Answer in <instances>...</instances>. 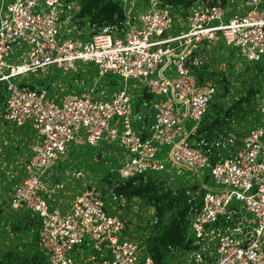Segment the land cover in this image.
<instances>
[{
    "label": "built area",
    "instance_id": "obj_1",
    "mask_svg": "<svg viewBox=\"0 0 264 264\" xmlns=\"http://www.w3.org/2000/svg\"><path fill=\"white\" fill-rule=\"evenodd\" d=\"M116 1L123 12L119 23L94 29L75 17V0H0V132L10 148L20 142L13 159L0 161L6 215L0 222L8 219L1 227L36 214L34 245L45 264H152L136 228L155 222L152 209L125 206L112 191L102 197L100 178L105 172L118 180L166 176V184L175 179L167 173L169 162L203 168L215 185L203 188L188 209L192 248L172 264L264 263V80L254 94L253 122L240 131L231 128L239 123L232 118L230 128L209 140L193 136L223 93L197 70L206 57L201 42L219 34L226 54L231 48L244 65L262 63L264 0H240L236 9L218 0L185 6ZM50 66L78 74L88 88L55 100L43 79L15 80ZM107 73L121 79L109 93L101 80ZM130 77L142 83L140 110L132 111ZM100 140L106 145L85 153L94 164L55 179L62 171L55 160L65 156L69 142L96 146ZM51 175L56 181L49 184ZM71 176L84 178V185L67 200L63 181L72 184Z\"/></svg>",
    "mask_w": 264,
    "mask_h": 264
},
{
    "label": "trees",
    "instance_id": "obj_2",
    "mask_svg": "<svg viewBox=\"0 0 264 264\" xmlns=\"http://www.w3.org/2000/svg\"><path fill=\"white\" fill-rule=\"evenodd\" d=\"M170 1L185 6L193 0ZM75 2L79 6L75 13L77 20L84 17L94 29L117 24L123 17L121 6L116 0H75ZM219 3L223 5L226 0H219ZM248 66H251L252 74L260 72V64L252 63ZM36 83L43 85L44 82L37 80ZM260 84L261 82L256 85L250 82L248 88L235 99L230 100L226 106L218 105L214 111L210 108L202 117L193 135L194 138L209 140L230 128L232 118L243 120L248 115L250 97L254 96ZM253 103L255 105V101ZM217 104L218 102L213 103V105ZM16 146L19 147L20 142H17ZM167 179L166 176L159 179L157 176L134 175L118 180L108 172L103 173L100 178L103 182L102 197H108V192L112 191L125 199V206L135 203L139 210L143 207L152 209L151 216H155V222L146 221L142 226L136 224V228H141L138 235L143 236L142 243L152 264H172L179 252L192 248L190 240L186 239L187 215L188 209L197 205L199 199L190 197V193H194L191 191L193 186L171 188L169 183L163 184ZM34 225H37V215L34 213H25L18 221L8 223L9 230L16 235L26 233L29 228L34 230ZM0 264H45V261L37 250L33 253L29 251L21 253L18 249L6 247L0 252Z\"/></svg>",
    "mask_w": 264,
    "mask_h": 264
},
{
    "label": "rangeland",
    "instance_id": "obj_3",
    "mask_svg": "<svg viewBox=\"0 0 264 264\" xmlns=\"http://www.w3.org/2000/svg\"><path fill=\"white\" fill-rule=\"evenodd\" d=\"M7 1V0H4ZM209 1V0H208ZM219 1V0H218ZM240 0H233V2L227 1V5H229V8L236 9L238 8L237 4ZM227 7V8H228ZM228 8V9H229ZM200 46L202 47L204 54H205V60L204 62L197 67V70L199 71H206L207 77L211 78V81L217 87L219 90H223V93L218 94L216 97V102H218L217 105H212V111L217 108L218 105L226 106L230 100L235 99L237 96L243 93L244 90H246L249 86V83H253L254 85L258 84L259 82H262L264 80V58L262 60V63H260V66L262 64V67L259 66L260 72H255L252 74L253 70L251 66L244 65V62L241 60V58L237 55L234 49L228 48L227 51L229 53L226 54V50L223 48L221 44V38L219 37V34L216 35V37L211 38L209 40H204L201 42ZM18 53V50L16 51ZM236 61V62H235ZM241 62L242 64H239ZM87 65V64H84ZM79 66H77L78 68ZM91 68L90 71H88L89 76H93L94 70H95V64L91 63L89 65ZM83 68V67H82ZM81 68V69H82ZM37 78L43 79L45 82L48 83L47 89L50 94H53L55 96V100H58V97L65 92H76L77 90L83 91L88 88L87 84L80 82V76L78 74L73 75L70 71H64L59 68H53L49 67L48 70L41 72H26L24 74L16 76L17 82H34ZM102 81L108 82L107 84V93L113 89V87L119 85L121 83V79L117 78V76L107 73L102 76ZM126 89L128 92V95L130 97V101L132 104V111L139 109L137 107V101L139 100L138 93H140L142 89V83L137 78H128L125 82ZM220 87V88H219ZM223 94V95H222ZM254 97V96H253ZM253 97H250L249 103L250 105L247 108L248 115L242 120H239V123H235L234 125H231V128L235 130H240L245 127V125H248L251 121L253 122L256 117L255 112V105L253 103L254 99ZM221 98V99H220ZM214 99L211 100V102ZM191 124V121L189 119L185 120V126L188 127ZM5 126H8L9 124H4ZM15 131V129H12ZM5 133L0 132V161L2 159H13V156L10 151L12 150H18L17 146H14L13 149H9V141L4 138ZM16 143V142H15ZM14 143V144H15ZM106 145L103 140H100L96 146H88V145H81L69 142L67 150L65 152V156L63 158H57L55 160L56 164H60L62 166V171L59 175L55 176V179L62 177L64 178L67 174V172L70 169H87L91 166V164H94L93 161L88 160L87 156L85 155L88 151H95L97 152L99 148ZM166 145H161V148L165 149ZM78 150V151H77ZM111 145L108 146L106 155L111 153ZM105 155V157H106ZM164 153L161 155L163 157ZM96 158V156H95ZM99 162V161H97ZM107 164H110L109 162ZM169 164V162H167ZM176 176L179 177L178 179H171L168 180L169 183L173 185L174 188L178 186H193L194 188L191 189L196 194V198H199V195L201 193V190L203 188H214L215 185L213 184L210 177H206L203 174L204 169L198 168L194 169L190 166L185 165H176ZM53 175V174H52ZM47 180V183H54L56 181L55 179L52 180L54 177ZM95 181H97V175L94 173ZM195 180L197 183H195ZM84 178L79 177H70V183H67V181H63L64 185V194L67 197L66 199L69 200L73 192H75L77 189H80L84 185ZM5 194L0 192V203H1V209L0 212V218L1 216H6L3 214V210L5 212ZM106 200L108 198H105ZM57 205L62 206L61 203L55 202ZM136 205V204H135ZM137 208V206H136ZM138 209V208H137ZM13 218H17V216H12ZM4 218V217H3ZM7 218L2 220V222H6ZM0 222V252L4 250L6 247H12L14 249H18L21 253L29 251L34 252L36 250V246L34 245V230L32 228H29V230L26 233L22 234H13L9 229L2 228L1 225L3 224ZM11 232V233H9Z\"/></svg>",
    "mask_w": 264,
    "mask_h": 264
},
{
    "label": "crops",
    "instance_id": "obj_4",
    "mask_svg": "<svg viewBox=\"0 0 264 264\" xmlns=\"http://www.w3.org/2000/svg\"><path fill=\"white\" fill-rule=\"evenodd\" d=\"M13 147L14 146H12V148H10V146H9V148L10 149H13ZM12 154H14L15 152H13L12 150L10 151ZM119 157H121V156H119ZM118 157V158H119ZM99 161V163L101 162V160H98ZM175 170H176V167H174V166H172V164L171 163H169V164H167V173L168 174H171L172 176H174V178H179V177H177L176 176V173H175ZM195 183H197V181L195 180ZM5 219V218H4ZM8 221V219L6 220V222ZM18 221V220H17ZM10 231V230H9ZM12 232V231H11ZM13 233V232H12ZM13 234H15V233H13ZM16 235V234H15ZM34 236H35V228H34ZM35 240V239H34ZM261 264H264V263H261Z\"/></svg>",
    "mask_w": 264,
    "mask_h": 264
}]
</instances>
